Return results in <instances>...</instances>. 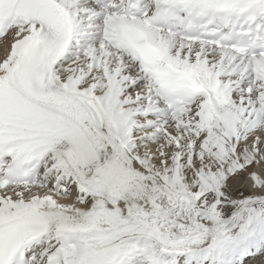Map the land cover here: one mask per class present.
Returning a JSON list of instances; mask_svg holds the SVG:
<instances>
[{"label": "snow or ice", "instance_id": "snow-or-ice-1", "mask_svg": "<svg viewBox=\"0 0 264 264\" xmlns=\"http://www.w3.org/2000/svg\"><path fill=\"white\" fill-rule=\"evenodd\" d=\"M0 264H264V0H0Z\"/></svg>", "mask_w": 264, "mask_h": 264}]
</instances>
